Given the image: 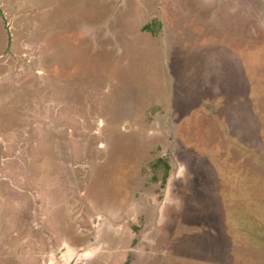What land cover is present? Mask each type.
Here are the masks:
<instances>
[{"label": "rangeland", "instance_id": "1", "mask_svg": "<svg viewBox=\"0 0 264 264\" xmlns=\"http://www.w3.org/2000/svg\"><path fill=\"white\" fill-rule=\"evenodd\" d=\"M0 4L44 44L0 87V264H264V0Z\"/></svg>", "mask_w": 264, "mask_h": 264}, {"label": "crops", "instance_id": "2", "mask_svg": "<svg viewBox=\"0 0 264 264\" xmlns=\"http://www.w3.org/2000/svg\"><path fill=\"white\" fill-rule=\"evenodd\" d=\"M56 3V2H55ZM2 4H0V21L1 23L4 21L3 20V14H2ZM39 21V20H38ZM36 22V26L39 27L41 26V22ZM43 22V21H42ZM48 24V23H47ZM51 25V24H48ZM83 32V29H81ZM81 33V32H80ZM82 34V33H81ZM79 33H77V38H79ZM26 38L25 36L21 37V41L17 46H14L13 41L14 39L11 36H8V42L7 45H3L0 47V87L6 82L8 85H12L11 87H16V88H21L20 90H23L24 92H28L29 94L33 95V92H30L29 90H27L29 88V86L26 84V82L21 81L18 77H17V71L20 69H24V68H28V66H25V61H23V57L26 58V62L29 64L28 61L31 60V58H35L36 55L38 54L39 51V47L40 46H44L43 43H41L40 41H38V46L33 49V46L28 42H26ZM28 39V38H27ZM55 41V39H52ZM59 40V37H58ZM67 40V38H66ZM28 41H30V39H28ZM70 42L67 41V43H60L58 42V46H56L59 49H61V51L63 50V48H66V50H68V45ZM40 45V46H39ZM53 47V46H52ZM51 47V49H52ZM46 50L47 52H45L46 54H48L49 51L52 50ZM32 69V68H29ZM36 71H40V69L36 70ZM30 72L32 73L33 70H30ZM11 82V83H9ZM13 83V84H12ZM10 87V88H11ZM18 89V92H20ZM27 93V94H28ZM35 96V95H33ZM1 108V107H0Z\"/></svg>", "mask_w": 264, "mask_h": 264}, {"label": "flooded vegetation", "instance_id": "3", "mask_svg": "<svg viewBox=\"0 0 264 264\" xmlns=\"http://www.w3.org/2000/svg\"><path fill=\"white\" fill-rule=\"evenodd\" d=\"M135 134H136V132H135ZM130 136H133V135H130ZM141 143H142V141L138 140L137 136L135 135V137L134 136L132 137V142H128V140L125 139L122 144H119L116 140L114 142V144L109 145V147H108V149L110 148L108 150V163H109L108 169L110 168L109 173L110 174H119L123 180H128L126 178H129V175H126V173H127L128 169L130 168V165L134 166L135 167L134 169H136L134 158L138 156L137 155V152H138L137 149H139L138 144H141ZM129 144H130V147H129ZM134 147H135V152H134ZM111 148H112L113 152L112 151L110 152ZM128 150L131 153L130 156L128 154L129 153ZM122 151H124V152H122ZM120 152L124 153L123 156H120V154H119ZM121 178H117V177L112 178V176L110 177V179H111L110 186H112L110 188V189H112L111 191L115 190L118 185H119L118 186L119 188H121V189L124 188V186L122 185L123 183H122ZM118 179L121 181H119ZM129 181L131 182L130 178H129ZM118 196H119L118 197L119 200L121 198L127 199V189H126V192H124V190H123V193L121 195L119 194ZM82 239L83 238H80L81 241H82ZM89 242H90V240L88 241V243ZM50 264H52V263H50Z\"/></svg>", "mask_w": 264, "mask_h": 264}, {"label": "trees", "instance_id": "4", "mask_svg": "<svg viewBox=\"0 0 264 264\" xmlns=\"http://www.w3.org/2000/svg\"><path fill=\"white\" fill-rule=\"evenodd\" d=\"M162 27V22L160 19H155L153 22H147L144 26H143V30L144 31H148L150 32L153 36L158 35L160 30ZM155 168L158 170L163 169V178L161 180V186H164L166 184V179L168 176V172L170 170V164L169 162H167V160L160 158L156 165Z\"/></svg>", "mask_w": 264, "mask_h": 264}, {"label": "water", "instance_id": "5", "mask_svg": "<svg viewBox=\"0 0 264 264\" xmlns=\"http://www.w3.org/2000/svg\"><path fill=\"white\" fill-rule=\"evenodd\" d=\"M222 0H220V2H221ZM220 5V4H219ZM218 8H219V6H218ZM165 64L167 65V57L165 56ZM169 69V68H168Z\"/></svg>", "mask_w": 264, "mask_h": 264}]
</instances>
